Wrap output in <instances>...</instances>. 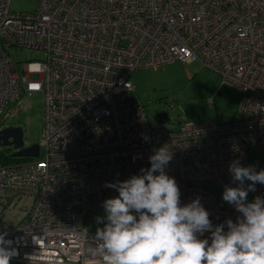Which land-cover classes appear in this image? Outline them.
<instances>
[{
  "label": "built area",
  "instance_id": "obj_1",
  "mask_svg": "<svg viewBox=\"0 0 264 264\" xmlns=\"http://www.w3.org/2000/svg\"><path fill=\"white\" fill-rule=\"evenodd\" d=\"M10 1L0 0V117L34 94L44 106L38 157L0 162V234L18 253L10 264H102L83 218L104 213L118 195L106 184L141 174L164 146L181 205L199 197L213 225L236 221L234 206L198 184L237 186L229 166H249V148L264 169V0H38L31 13L11 12ZM11 49L43 58L24 70ZM174 62H197L238 91L242 121L154 126L130 76ZM253 194L264 197V184Z\"/></svg>",
  "mask_w": 264,
  "mask_h": 264
},
{
  "label": "clouds",
  "instance_id": "obj_2",
  "mask_svg": "<svg viewBox=\"0 0 264 264\" xmlns=\"http://www.w3.org/2000/svg\"><path fill=\"white\" fill-rule=\"evenodd\" d=\"M171 160L170 148L160 147L141 174L106 184L118 195L102 202L105 215L97 217L103 227L93 240L102 264H264V197L247 199L264 184V169L231 162L238 184L226 185L222 198L240 215L213 225L199 197L181 205L179 186L165 171ZM10 244L0 234V264L18 255Z\"/></svg>",
  "mask_w": 264,
  "mask_h": 264
},
{
  "label": "rangeland",
  "instance_id": "obj_3",
  "mask_svg": "<svg viewBox=\"0 0 264 264\" xmlns=\"http://www.w3.org/2000/svg\"><path fill=\"white\" fill-rule=\"evenodd\" d=\"M9 9L14 13H31L38 9V0H11ZM12 59L23 64L27 69V62L39 61L43 58L41 52L11 49ZM130 82L134 87V94L145 107L147 116L154 126V114L163 111L168 114L169 123L163 125L167 130H174L179 124L187 121L192 124H214L217 127L230 125L232 122H241L239 113L241 94L234 88L222 84L219 75L210 68L202 67L193 62L169 63V65L157 69L144 68L136 70L130 76ZM41 94H34L30 98L21 99L20 103H9L1 112L0 131L5 128H20L24 142L40 144L44 126V106ZM170 104L173 108H169ZM11 147H0V162L7 164L6 158L12 154ZM248 163L258 169L262 153L259 149L249 148ZM42 155V148H40ZM11 158V157H10ZM201 188L207 190L216 197L222 195V191L212 182L200 181ZM254 192H249L248 201L254 200ZM105 213H88L84 219L86 231L95 234L98 227L103 224L97 222V217H103ZM20 213L15 218L4 215L5 222L12 225L17 223Z\"/></svg>",
  "mask_w": 264,
  "mask_h": 264
},
{
  "label": "water",
  "instance_id": "obj_4",
  "mask_svg": "<svg viewBox=\"0 0 264 264\" xmlns=\"http://www.w3.org/2000/svg\"><path fill=\"white\" fill-rule=\"evenodd\" d=\"M159 124L163 125L169 122V118L166 112H158L154 117ZM23 133L20 128H5L0 131V147H11L15 151L12 154V158H37L39 148L37 144H33L31 147L23 149Z\"/></svg>",
  "mask_w": 264,
  "mask_h": 264
},
{
  "label": "trees",
  "instance_id": "obj_5",
  "mask_svg": "<svg viewBox=\"0 0 264 264\" xmlns=\"http://www.w3.org/2000/svg\"><path fill=\"white\" fill-rule=\"evenodd\" d=\"M18 159H14V158H8L6 159L5 161H7V163H13V162H16Z\"/></svg>",
  "mask_w": 264,
  "mask_h": 264
},
{
  "label": "flooded vegetation",
  "instance_id": "obj_6",
  "mask_svg": "<svg viewBox=\"0 0 264 264\" xmlns=\"http://www.w3.org/2000/svg\"><path fill=\"white\" fill-rule=\"evenodd\" d=\"M157 114V113H156ZM155 115V114H154Z\"/></svg>",
  "mask_w": 264,
  "mask_h": 264
}]
</instances>
